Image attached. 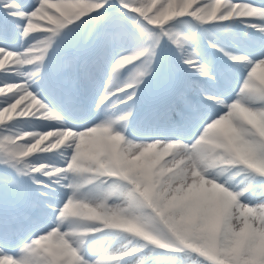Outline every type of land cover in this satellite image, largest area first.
<instances>
[{
    "label": "snow or ice",
    "instance_id": "snow-or-ice-1",
    "mask_svg": "<svg viewBox=\"0 0 264 264\" xmlns=\"http://www.w3.org/2000/svg\"><path fill=\"white\" fill-rule=\"evenodd\" d=\"M258 71L257 0H0V264H264Z\"/></svg>",
    "mask_w": 264,
    "mask_h": 264
},
{
    "label": "rangeland",
    "instance_id": "rangeland-1",
    "mask_svg": "<svg viewBox=\"0 0 264 264\" xmlns=\"http://www.w3.org/2000/svg\"><path fill=\"white\" fill-rule=\"evenodd\" d=\"M51 2H55V0H51ZM198 2H199V0H198ZM257 3L264 4V0H257ZM194 6L195 5H193V7ZM49 11L51 12V11H55V10L51 9ZM40 23H46V21H41ZM182 30L186 31L187 30V26H185ZM236 31L240 32V31H242V29H237ZM218 35H219L218 33H211V34H209V38H214L215 36H218ZM262 75H264V73H261L260 71H258L257 77H260ZM163 76H164V74L158 72L156 79L149 86V90L150 91L160 87V85L162 83V80H163ZM159 79H160V82L158 83ZM257 82H258V80H257ZM56 159L58 161L59 160V156H57ZM165 159H168V158L165 157ZM229 175H230V173H229ZM240 181H243L244 183L248 182L247 179L243 175L237 177L235 182L239 183ZM240 186L243 187V184H241ZM14 207H15V201L13 200V198L9 197L6 193L2 197H0V210L8 212V211L13 210ZM120 242L121 241L116 240L114 242V246L118 247ZM0 247H2L3 250L5 252H7L8 255L15 257V255L17 253V249L19 247V240L18 239L14 240L10 244L0 245Z\"/></svg>",
    "mask_w": 264,
    "mask_h": 264
}]
</instances>
